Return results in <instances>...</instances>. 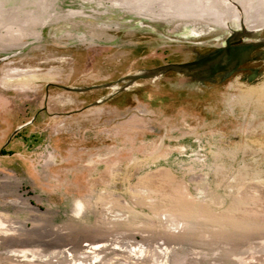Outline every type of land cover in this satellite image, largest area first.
<instances>
[{
  "label": "rangeland",
  "instance_id": "obj_1",
  "mask_svg": "<svg viewBox=\"0 0 264 264\" xmlns=\"http://www.w3.org/2000/svg\"><path fill=\"white\" fill-rule=\"evenodd\" d=\"M2 1L0 264H264V80L118 81L264 0Z\"/></svg>",
  "mask_w": 264,
  "mask_h": 264
},
{
  "label": "water",
  "instance_id": "obj_2",
  "mask_svg": "<svg viewBox=\"0 0 264 264\" xmlns=\"http://www.w3.org/2000/svg\"><path fill=\"white\" fill-rule=\"evenodd\" d=\"M254 31L245 28L232 30L224 39V44L214 48L213 50L201 55L195 60L185 63L168 62L157 67L145 69L139 73L128 75L118 81L128 80L127 84L138 79L154 78L166 71H182L188 74L213 75L218 71H226L225 78L232 74L234 69L241 63L247 60L249 53L255 48L256 43H234L241 36L251 38ZM104 85H93L85 88H72L77 91H84L90 88H96Z\"/></svg>",
  "mask_w": 264,
  "mask_h": 264
},
{
  "label": "flooded vegetation",
  "instance_id": "obj_3",
  "mask_svg": "<svg viewBox=\"0 0 264 264\" xmlns=\"http://www.w3.org/2000/svg\"><path fill=\"white\" fill-rule=\"evenodd\" d=\"M224 39L221 45L224 44ZM247 42L256 43L255 48L249 53L247 60L239 64L234 69L232 74L226 78L224 77L226 71H218L213 75L207 74V76L201 74L196 75L192 73L188 74L182 71H173V72L181 76L180 78L183 82V87L190 89L205 88L206 86L208 87L211 85H216L223 81H226L228 78H230L233 75H238L242 81L251 82V83L257 82L260 79L264 80V33H259L254 31V34L251 38L241 36L237 41L233 42V44L247 43ZM216 47L218 46H215L213 48H208L207 50L204 51L195 52L191 54L188 58H184L176 61H170V62L185 63L188 61H192L200 57L201 55L213 50Z\"/></svg>",
  "mask_w": 264,
  "mask_h": 264
},
{
  "label": "bare ground",
  "instance_id": "obj_4",
  "mask_svg": "<svg viewBox=\"0 0 264 264\" xmlns=\"http://www.w3.org/2000/svg\"><path fill=\"white\" fill-rule=\"evenodd\" d=\"M16 1H17V0H3V1L1 2V5H2V4H5V3H10V5H11V3H13L12 6H14L15 3H16ZM26 2H27V0H26ZM116 19H117V18H116ZM118 20H119V19H118ZM220 21H221V20H220ZM116 22H117V21H116ZM224 27H225V25H224ZM224 27H223V28H224ZM223 30H224V29H223ZM223 30H222V31H223ZM228 30H229V29H228ZM32 76L35 77V75H32ZM257 88H259V87H257ZM251 90H255L254 87H253Z\"/></svg>",
  "mask_w": 264,
  "mask_h": 264
}]
</instances>
